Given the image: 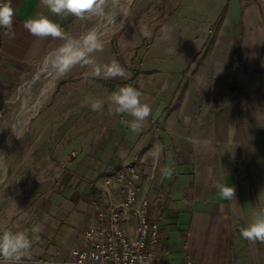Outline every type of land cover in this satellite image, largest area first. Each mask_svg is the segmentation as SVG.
<instances>
[{
	"label": "crops",
	"instance_id": "1",
	"mask_svg": "<svg viewBox=\"0 0 264 264\" xmlns=\"http://www.w3.org/2000/svg\"><path fill=\"white\" fill-rule=\"evenodd\" d=\"M12 6L14 38L0 27V121L24 76L61 43L31 35L24 21L44 15L66 32L79 20L53 14L41 0H12ZM213 19L211 34L197 46L200 66L183 87L176 84L175 94L158 82L161 78L138 75L151 44L142 49L143 55L139 53L141 62L122 66L129 73L127 79L96 78L86 66L84 75L72 79L70 96L59 93L50 100L37 131L27 139L28 175L20 182L19 161L8 167L5 183L14 176V185L22 187L16 204L5 209L7 197H0V232L28 231L32 237L31 228L40 230L39 241L34 240L30 256L21 264H79L72 249L88 247L95 240L87 238L84 230L100 223L101 213L108 220L107 208L112 204L121 210L122 223L133 237L137 223L121 206L124 187L114 183L104 189L98 184L124 164L140 172L138 194L149 202L148 218L160 225L162 264H264V243L240 235L253 213L264 208V180L256 181L254 160L260 148L254 140L264 135V0H227L225 10L218 9ZM166 23L157 29L158 35ZM201 67L214 68L217 94L242 89L244 109L235 99V106L223 102L213 117L200 116L198 97L192 99V93L201 95L206 87ZM174 84L172 80L169 86ZM128 85L141 91V102L152 109L136 132L128 126L132 117L108 112L110 95ZM86 98L106 101L102 112L92 111ZM243 122H251L250 146ZM21 140L13 150H21ZM157 146L162 150L154 160L149 153ZM164 167L172 168L173 174L163 176ZM218 183L235 187L234 201L220 199ZM37 184L47 189L30 197L29 185Z\"/></svg>",
	"mask_w": 264,
	"mask_h": 264
},
{
	"label": "rangeland",
	"instance_id": "2",
	"mask_svg": "<svg viewBox=\"0 0 264 264\" xmlns=\"http://www.w3.org/2000/svg\"><path fill=\"white\" fill-rule=\"evenodd\" d=\"M118 1L106 0L100 13L84 20H76L65 33L74 40H80L89 32L98 29L109 17H115L113 31L101 41L103 50L93 53L95 60L100 62L103 59L109 61L115 59L121 66L133 67L134 63L140 60V54L143 55L142 49L152 44L145 50L143 59L146 62L143 63V68H140L138 75L142 78H161L158 82L166 83L167 89L175 94L176 84L183 87L189 81L192 70L200 66L197 57L200 49L197 46H202L211 34V26L216 21L213 18L217 16L218 9L221 12L225 10L227 0H129L124 9L119 8ZM174 5L177 7L172 12ZM118 20L123 23L121 21L119 23ZM164 22H168V25L166 23L162 26V32L158 35L157 29ZM145 26L151 31L150 39L143 35L142 29ZM157 37L158 40H156ZM64 43L65 41L61 40L60 46ZM60 46L51 50L36 67H32V70L24 76L13 101L3 110V117L0 121V197H7L5 198V209L16 204L13 202L16 196L20 195L18 188H22L14 185L12 182L15 179L14 176L11 182L5 183L9 165L19 161L17 166L21 165V167L18 170L23 171L18 177L20 182L22 177L28 175L30 170L27 167L28 159L25 160L28 158L26 147L29 142L27 139L37 131L42 111L59 93L70 96V85L75 81L72 82V79L87 72L86 66L77 65L66 74H59L52 65L54 58L52 53ZM201 69L203 70V67ZM203 75L206 83L204 92L200 95L195 94L193 90L192 93V99L195 100L198 97L200 116L213 117L221 111L224 103L235 106V99L239 101L238 107L244 109L246 100L242 89L234 87L230 92H220L221 94L218 93V95L213 90L217 83L214 68L207 67ZM172 80L175 82L173 87L169 86ZM49 81L52 89L41 99L40 103V96ZM28 115L30 117L26 119ZM250 123H242V130L246 132V141L249 146L253 143L251 132H248ZM246 125L247 128H245ZM18 140H21L20 146L23 145L19 152L17 148L13 150ZM255 142L260 146V148L257 147V155L254 158L258 164L255 179L259 182L264 180V135L256 137ZM8 157L11 159L7 163ZM30 188H32L30 197L47 189L45 184L29 185ZM29 189L26 190L30 192ZM40 200L42 201V198ZM1 206L3 204L0 199V209Z\"/></svg>",
	"mask_w": 264,
	"mask_h": 264
},
{
	"label": "clouds",
	"instance_id": "3",
	"mask_svg": "<svg viewBox=\"0 0 264 264\" xmlns=\"http://www.w3.org/2000/svg\"><path fill=\"white\" fill-rule=\"evenodd\" d=\"M41 2L53 14H70L84 20L91 15L100 13L106 0H41ZM14 15L12 0H0V27L7 29L9 38L15 36L13 31ZM23 27L35 37H52L65 41L52 53L54 57L52 65L61 75L80 65L81 67L90 66L92 68L91 75L96 78L103 76L104 78L127 79L129 76L125 68L115 59L104 65L96 63L93 53L102 51L103 44L94 31L89 32L80 40H74L64 32L59 24L44 15L26 19ZM142 32L145 38H151V31L147 26L142 29ZM85 79H87V74ZM141 96V91L128 85L113 92L107 100L109 114H126L132 117L128 126L133 132L140 130L152 113L151 106L141 102ZM105 103L106 101L101 99L86 98L85 100V104H88L92 111L98 112H102ZM161 150V147H155L149 153L150 157L158 160ZM161 173L163 176L169 177L173 174V169L164 167L161 169ZM216 189L220 199L235 200L236 189L234 186L218 183ZM30 231L33 234L32 237L28 231L3 230L0 232V264H21L24 257L30 256L34 240L39 241L40 230L38 227H33ZM240 235L250 242L264 243V208L253 213L250 222L240 228Z\"/></svg>",
	"mask_w": 264,
	"mask_h": 264
},
{
	"label": "built area",
	"instance_id": "4",
	"mask_svg": "<svg viewBox=\"0 0 264 264\" xmlns=\"http://www.w3.org/2000/svg\"><path fill=\"white\" fill-rule=\"evenodd\" d=\"M76 154L75 152H73ZM98 184L109 189L114 183L124 187L123 209L136 218V231L132 237L122 223V212L114 204L107 208L108 220L101 213L100 223L87 227L84 234L95 240L89 246L75 247L72 254L79 264H162L158 250L159 223L148 218L149 202L138 194L140 172L134 165L124 164L121 169L108 173Z\"/></svg>",
	"mask_w": 264,
	"mask_h": 264
},
{
	"label": "bare ground",
	"instance_id": "5",
	"mask_svg": "<svg viewBox=\"0 0 264 264\" xmlns=\"http://www.w3.org/2000/svg\"><path fill=\"white\" fill-rule=\"evenodd\" d=\"M116 1V0H115ZM129 0H119V4H120V7L119 8H122L124 9L125 6H127V3H128ZM117 3V2H116ZM110 5V4H109ZM109 9V8H108ZM115 9V8H114ZM121 9V10H122ZM126 9V8H125ZM114 12V11H113ZM120 12V11H119ZM111 13V12H110ZM115 14V13H114ZM119 14V13H118ZM121 14V13H120ZM126 15V14H125ZM111 16V15H110ZM117 16V15H116ZM121 16V15H120ZM122 18V17H121ZM117 19V17H116ZM114 20H115V17H109V19L105 22H102V25L100 27H98V29H94L93 31L96 33L97 37L100 39V41L103 40V38H106L105 36L109 33H111L113 31V26H114ZM123 20V19H122ZM119 21V20H118ZM121 21V20H120ZM119 21V23H120ZM122 22V21H121ZM123 23V22H122ZM118 25V23H117ZM117 28V27H116ZM92 31V32H93ZM51 82L49 81L45 87V89L43 90V93L42 95L40 96V103L42 102L41 99L44 98V96L49 93L48 91H50L52 89L51 87ZM26 113V112H25ZM26 115V114H25ZM30 117V115H28L26 117V119H28ZM23 122V121H22ZM26 125V124H25Z\"/></svg>",
	"mask_w": 264,
	"mask_h": 264
}]
</instances>
